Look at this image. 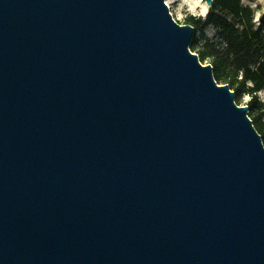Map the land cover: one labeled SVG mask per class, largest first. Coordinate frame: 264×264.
<instances>
[{
  "label": "water",
  "instance_id": "water-1",
  "mask_svg": "<svg viewBox=\"0 0 264 264\" xmlns=\"http://www.w3.org/2000/svg\"><path fill=\"white\" fill-rule=\"evenodd\" d=\"M194 35L166 0H0V264H264V141Z\"/></svg>",
  "mask_w": 264,
  "mask_h": 264
},
{
  "label": "trees",
  "instance_id": "trees-1",
  "mask_svg": "<svg viewBox=\"0 0 264 264\" xmlns=\"http://www.w3.org/2000/svg\"><path fill=\"white\" fill-rule=\"evenodd\" d=\"M191 20L189 24L194 26L199 23ZM252 21L251 8L241 7L239 0H215L201 27H219L221 39L207 40L199 47L193 38L191 48L202 61L209 60L218 83L228 84L236 92V100L242 93L253 96L249 104L256 113L250 111L249 116L264 141V102L258 101L257 96L264 89V31L256 29Z\"/></svg>",
  "mask_w": 264,
  "mask_h": 264
},
{
  "label": "rangeland",
  "instance_id": "rangeland-1",
  "mask_svg": "<svg viewBox=\"0 0 264 264\" xmlns=\"http://www.w3.org/2000/svg\"><path fill=\"white\" fill-rule=\"evenodd\" d=\"M169 1V2H168ZM170 6V10L174 17L182 24L190 23L191 19L198 20L199 23L195 26V35L197 46H202L207 40H220V28L211 24L206 28H202V23L205 22L212 7L207 4L206 0H166ZM241 7H249L253 13V25L256 29L261 28L264 31V0H239ZM205 8L207 12H204ZM196 52V51H195ZM197 53V52H196ZM204 63H209V60H204ZM249 85H253L249 83ZM258 101L264 102V89L258 92ZM253 96L248 93H242L241 97L236 100L240 105H248L252 114L256 113L250 106V101ZM264 121V117L262 118Z\"/></svg>",
  "mask_w": 264,
  "mask_h": 264
},
{
  "label": "bare ground",
  "instance_id": "bare-ground-1",
  "mask_svg": "<svg viewBox=\"0 0 264 264\" xmlns=\"http://www.w3.org/2000/svg\"><path fill=\"white\" fill-rule=\"evenodd\" d=\"M169 2V1H168ZM204 12H207V9L205 8Z\"/></svg>",
  "mask_w": 264,
  "mask_h": 264
}]
</instances>
